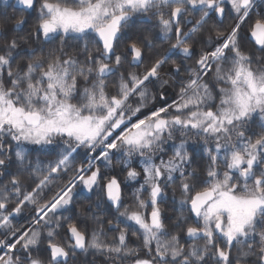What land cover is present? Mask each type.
<instances>
[{"label": "snow or ice", "instance_id": "snow-or-ice-1", "mask_svg": "<svg viewBox=\"0 0 264 264\" xmlns=\"http://www.w3.org/2000/svg\"><path fill=\"white\" fill-rule=\"evenodd\" d=\"M261 5L3 0L24 15L0 12V264H69L90 251L113 264H264V12L249 23ZM225 17L234 21L229 29L204 35L210 20ZM137 20L155 23L139 34L131 30ZM156 39L169 43L163 54ZM146 57L142 73L122 71ZM168 87L178 89L171 102ZM43 149L49 158H30ZM114 157L126 180L143 175L131 205ZM169 187L180 193L171 224L160 207ZM78 189L99 198L74 210ZM129 234L140 243L130 246Z\"/></svg>", "mask_w": 264, "mask_h": 264}, {"label": "flooded vegetation", "instance_id": "flooded-vegetation-1", "mask_svg": "<svg viewBox=\"0 0 264 264\" xmlns=\"http://www.w3.org/2000/svg\"><path fill=\"white\" fill-rule=\"evenodd\" d=\"M9 3L11 4V0H9ZM0 6L4 7L2 0H0ZM12 9H13L12 12H14V13H18V11H19L18 9H14V8H12ZM261 11L264 12V5H261L260 8L254 10L253 16H252V21H250L249 23L254 22V20L256 18V13L257 12H261ZM154 23H155V21H153L152 23H147V22H144V21L137 20V21H135V22H133L131 24V29H140L141 30V34H144V31L146 29H152V26H153ZM233 23H234V21L231 19V17H225V19L223 20V23H217L216 19L214 18L213 20H210L209 23L204 26V30H203L204 31V35L206 36L208 34L209 30L213 29V28H219L221 30L229 29L233 25ZM190 27H191V25H187L185 27V31H187V29L190 28ZM248 28H249V24L246 23L243 26V31H242L241 34L243 35L244 33H246L248 31ZM156 32H158V29L155 30L153 35H155ZM203 38H204V36H201L196 41V44H195L196 56L199 55V52H200V49H201L200 40L203 39ZM154 43L157 46L156 50L160 54H163L164 50H166L169 47V43L167 41H161L159 39H156V40H154ZM248 43L249 44L246 43V45H245L246 50L253 49V44L251 42H248ZM124 48H125V45L123 43H121L118 46V48H117V53H123L124 52ZM258 54L259 53H257V55ZM196 56H194L191 60L184 61L185 66L193 64ZM129 59H130V57H129ZM172 59L176 60V59H179V58L177 56H173ZM131 67H136V66L125 64L123 69H122V71L129 72V71H131ZM172 68H173V66H172V63H171V60H170L169 63L164 65V67L161 69V73L164 76V78H166V79L173 78ZM183 76H184V72L182 71L180 73V77H183ZM149 87H150V89L155 91L157 94L159 93V91H161V89L159 88L158 85H156L155 87L154 86H149ZM110 90H111V88H110ZM164 91H166V93L168 95L169 102H171L172 99H175V91H178V89L174 90L172 87H168V88L164 89ZM156 103L157 104L161 103L159 101L158 95H157ZM190 143H191V141H190ZM164 147H165V151L163 153H159L158 156L162 157L163 159H167L168 156L171 155V142L166 144ZM43 152H45V151H43ZM83 153H84V150L80 151V155L81 156H83ZM117 158L118 157H114L113 158V164H114L115 168L119 171V173L120 172L122 173V181H123L122 186H123L124 204L125 205H131L133 203V192L135 191V189L139 188L140 184L143 183V175L141 174V176L136 181H128V180H126L125 179L126 172L122 171L121 170V166L116 164V159ZM157 162H159V161L157 160ZM137 163H138V158H137ZM195 166L196 165H193V167H195ZM118 171H116V172L118 173ZM64 177H62L61 179H63ZM85 194H88V193L80 191L79 189L77 190L76 203L74 205V210L78 209L82 205V200H83L82 198H83V196H85ZM144 196H145V198H147V193L146 192H145ZM98 198L99 197H98L97 193H92L91 194V198L87 199V201L90 204L93 201H96ZM163 204H166V200L164 202H162L160 205H163ZM146 211L150 213L151 208L149 207ZM177 217H178L177 215H172V214L166 216V218L168 220H170V223L175 221ZM105 225H106V221H105ZM105 230L107 231V228H105ZM107 234H108L109 237L114 235V233H112V232H108ZM182 236H183V234H182ZM128 240H129V245L130 246H136V245H138L140 243V241L137 240V238L135 236H132L131 234H129ZM182 242H183V239H182ZM94 253L95 252L91 251L90 253H87L85 255L84 253L77 252L75 257H74V259H70L69 260V264H85L86 260L89 261L87 264H99L97 262L98 261L97 260V256H96L97 253L95 255H94ZM140 255H141V257H143L145 255L143 250H141ZM110 264H113V262L110 263ZM116 264H119V261H116ZM125 264H131V261L130 260L126 261Z\"/></svg>", "mask_w": 264, "mask_h": 264}, {"label": "trees", "instance_id": "trees-1", "mask_svg": "<svg viewBox=\"0 0 264 264\" xmlns=\"http://www.w3.org/2000/svg\"><path fill=\"white\" fill-rule=\"evenodd\" d=\"M12 7L11 6H9V7H7V8H5V7H1L0 6V12H5L6 13V15L7 16H10V17H19V16H21V15H24L23 13H21L20 11H18V13H14V12H12ZM261 12H263V11H261ZM256 18H257V16H256ZM255 18V19H256ZM34 20H35V13H32V15H30V16H28V18H27V23H25L24 24V26H23V32L21 33V34H24V33H26L29 29H31V27L33 26V24H34ZM10 29H11V23H9V31H10ZM133 32H136V33H139V34H141V30L140 29H131ZM247 44H249L248 42H246ZM73 44V42L72 41H69V50H72L71 49V45ZM57 46H59V41L57 40L54 44H46V45H44V47L47 49V48H50V47H57ZM27 47V46H26ZM147 63H148V61H147V57H146V59H145V63L144 64H142V65H140L139 67H131V71H134V72H140V73H142L143 71H144V68H145V66L147 65ZM149 86H153V85H149ZM43 151H45V152H43ZM54 151H58V149H55ZM54 151H52V153L51 154H53L54 155ZM49 153H50V150L49 149H45V150H41L39 153H37V152H32L31 154H30V158L31 159H36L37 158V156H39V158H41V159H45V158H49ZM83 159V156H81V155H78L77 156V159H76V166H78L79 165V163L81 162V160ZM116 171H118L116 168H115V172ZM116 174L118 175V177H119V179H120V181H121V183H123V181H122V173L120 172L119 173V171H118V173L116 172ZM68 179V176H65L63 179H60V180H58L57 181V184H61V183H63L65 180H67ZM55 190V189H54ZM166 193H167V198H166V204H163V205H160V207H161V209H162V213H163V216H164V218H165V222L167 223V224H171L170 223V220H168L167 218H166V216L167 215H170V214H172V215H177V216H179L180 215V212H179V206H178V204L176 203L179 199H180V193H179V191L177 190V191H175V193H174V191H173V188L172 187H169V188H167L166 189ZM49 195H50V193H49ZM88 196V194H85V196H83V200H82V205L80 206V207H86L89 203H88V201H87V199L85 198V197H87ZM79 207V208H80ZM28 210H25V212H24V214L22 215V216H20L17 220H14L13 221V223H15V224H17V226H19V225H23L24 223H25V220H26V218H27V216H28ZM185 215H187V213H185ZM88 227H89V231H91V228L93 227V225L91 224V222L89 221L88 222ZM66 236V233L63 231V230H61V232H60V237H58V239H62V238H64ZM181 236H182V233H181ZM183 237V236H182ZM45 245H42L41 246V248L43 249V247H44ZM96 253H94V255H95ZM44 255H47L46 253H44ZM96 256H97V262L99 263V264H109V263H112L113 261L111 260V259H109V258H106L104 255H101V254H96ZM89 261H85V264H87Z\"/></svg>", "mask_w": 264, "mask_h": 264}, {"label": "rangeland", "instance_id": "rangeland-1", "mask_svg": "<svg viewBox=\"0 0 264 264\" xmlns=\"http://www.w3.org/2000/svg\"><path fill=\"white\" fill-rule=\"evenodd\" d=\"M2 1H3V0H2ZM29 147H32V146H29ZM43 150H45V149H43ZM82 150H84V149H81L80 151H82ZM90 252H91V251H90ZM90 252H89V253H90ZM109 264H110V263H109Z\"/></svg>", "mask_w": 264, "mask_h": 264}, {"label": "water", "instance_id": "water-1", "mask_svg": "<svg viewBox=\"0 0 264 264\" xmlns=\"http://www.w3.org/2000/svg\"><path fill=\"white\" fill-rule=\"evenodd\" d=\"M249 40H250V38H249Z\"/></svg>", "mask_w": 264, "mask_h": 264}]
</instances>
